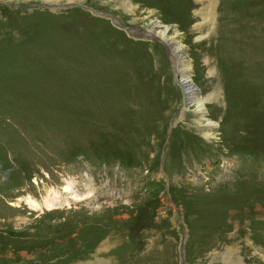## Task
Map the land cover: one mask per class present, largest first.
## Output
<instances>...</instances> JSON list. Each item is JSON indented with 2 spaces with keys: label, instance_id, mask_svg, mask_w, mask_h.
<instances>
[{
  "label": "rangeland",
  "instance_id": "rangeland-1",
  "mask_svg": "<svg viewBox=\"0 0 264 264\" xmlns=\"http://www.w3.org/2000/svg\"><path fill=\"white\" fill-rule=\"evenodd\" d=\"M0 264H264V0H0Z\"/></svg>",
  "mask_w": 264,
  "mask_h": 264
},
{
  "label": "bare ground",
  "instance_id": "bare-ground-1",
  "mask_svg": "<svg viewBox=\"0 0 264 264\" xmlns=\"http://www.w3.org/2000/svg\"><path fill=\"white\" fill-rule=\"evenodd\" d=\"M210 4L212 5L213 2L210 1ZM114 22H117V21H115L113 19V17H112V23L114 24ZM129 29L131 31V29H134V28L129 27ZM166 29H167V27L164 28V29L158 30V31H154V33H153V31L145 30V33H151L158 40H161V41L166 43V46L168 47V50H169L170 57L172 58V63H173V68L175 70V75L177 76V79H178L177 80V84H178V86L180 88H182V90H183V92L185 94V100L186 101L187 100L191 101V99H192L197 104V107H200L197 110V111L200 112L201 110L204 109V106L207 103L206 101L211 99V95H208L206 98H202L201 96L199 97L197 91L195 89H193L194 88L193 85L195 83H193V85H192L193 81L191 82V80H189L188 77H187L188 76L187 75L188 74V70H189L190 67L187 66V61L184 60V56L181 53V50L183 48H182L181 45H179V42H177V40L171 39V38H169V39L165 38ZM200 118H202L205 121H207L205 124L209 125V126H207V127H209V129L212 128V127H210V126L213 125L212 120H209V119L205 118V115L203 113H201V117ZM207 127H206V129H207ZM64 190L66 192L68 190H71L70 186L67 185V187L64 188ZM89 195L78 197L75 194H71L70 197L73 198V199L81 200V199H85V197L87 198ZM23 201H24V203L26 205L29 206V208L31 210H34V211H37L36 210L37 208L41 209L42 207H44V209H52V208H55L58 203L61 204L60 200H58L56 198H53V197H48V196H45L43 204L41 206L38 204V202L35 201V199L33 200L29 196L24 197ZM11 204L14 205L12 202H11Z\"/></svg>",
  "mask_w": 264,
  "mask_h": 264
},
{
  "label": "water",
  "instance_id": "water-1",
  "mask_svg": "<svg viewBox=\"0 0 264 264\" xmlns=\"http://www.w3.org/2000/svg\"><path fill=\"white\" fill-rule=\"evenodd\" d=\"M67 4L68 5H72L70 3H67ZM40 6L41 5H33V6H29L28 9L37 8V7H40ZM46 6L50 7L49 4H47ZM90 10L93 11L94 13H96L97 15H100V16H103L104 15V14L98 12V11H95L94 9H91L90 8ZM106 16L112 21V17L110 15H106ZM114 24L117 25V26H119L121 29H124L130 36L133 35L134 37H141V38H145V39L149 38V39H155V40H157L156 37L153 36L151 33H146V34L143 33V34L137 36V34H135L132 31H130V29H129L128 26L120 25L117 22H114Z\"/></svg>",
  "mask_w": 264,
  "mask_h": 264
}]
</instances>
